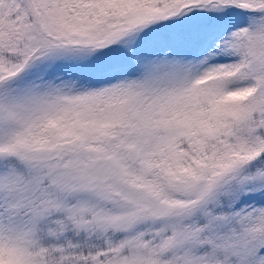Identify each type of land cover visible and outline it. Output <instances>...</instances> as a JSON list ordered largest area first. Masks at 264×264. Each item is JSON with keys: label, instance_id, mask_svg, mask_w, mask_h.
Segmentation results:
<instances>
[{"label": "snow or ice", "instance_id": "1", "mask_svg": "<svg viewBox=\"0 0 264 264\" xmlns=\"http://www.w3.org/2000/svg\"><path fill=\"white\" fill-rule=\"evenodd\" d=\"M0 264H264V0H0Z\"/></svg>", "mask_w": 264, "mask_h": 264}]
</instances>
